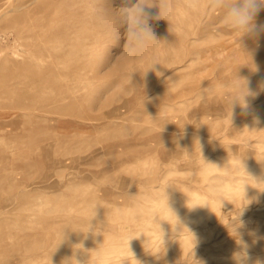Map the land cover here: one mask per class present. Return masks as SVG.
I'll list each match as a JSON object with an SVG mask.
<instances>
[{"label":"rangeland","instance_id":"1","mask_svg":"<svg viewBox=\"0 0 264 264\" xmlns=\"http://www.w3.org/2000/svg\"><path fill=\"white\" fill-rule=\"evenodd\" d=\"M91 2L0 0V264H235L240 221L264 262V34L172 0L131 61ZM235 75L259 95L231 120Z\"/></svg>","mask_w":264,"mask_h":264},{"label":"clouds","instance_id":"2","mask_svg":"<svg viewBox=\"0 0 264 264\" xmlns=\"http://www.w3.org/2000/svg\"><path fill=\"white\" fill-rule=\"evenodd\" d=\"M186 6L191 8L194 7V4L189 3ZM152 7L159 9L155 17L149 11ZM173 8L174 4L172 0H122V6L113 10L108 6L107 0H92L87 12L91 22L104 36L108 45L119 41L120 34L118 29L125 27V42L120 56L127 60L136 61L145 59L153 45L159 42L156 39L150 20L165 19ZM208 8L212 12L218 11L221 13L224 27L236 36L238 41H242L245 37L258 39L261 34H264V24L256 23L257 15L261 10H264V0H209ZM249 57L253 66L252 58L251 56ZM156 65L158 63L153 59L151 67L143 74L149 70H155ZM254 70L258 69L254 68ZM229 87L230 91L226 94L227 100L225 108L230 112L231 120L235 115V109L237 107L241 109L242 114L247 115L250 109V100L258 96L259 91L253 90L250 86V81L238 75H235L234 81ZM241 164L244 167L242 161ZM243 210H241L239 216L243 215ZM172 213L174 214L173 211ZM242 226L243 222L240 221L239 225L234 227L236 233L234 237L237 240L239 249L234 252L233 259L235 264H253L252 257L249 254V245L242 239L238 231V227ZM189 232L191 231L189 230ZM191 234L194 240V249L197 239L194 233L191 232ZM192 254L194 256V252ZM71 261L72 259L66 261V264H71ZM76 264H79V262L76 261ZM197 264H200V262H197ZM255 264H264V262L256 260Z\"/></svg>","mask_w":264,"mask_h":264},{"label":"bare ground","instance_id":"3","mask_svg":"<svg viewBox=\"0 0 264 264\" xmlns=\"http://www.w3.org/2000/svg\"><path fill=\"white\" fill-rule=\"evenodd\" d=\"M32 1V0H31ZM30 2V1H29ZM23 3V2H22ZM28 3V2H27ZM171 76V75H170Z\"/></svg>","mask_w":264,"mask_h":264}]
</instances>
